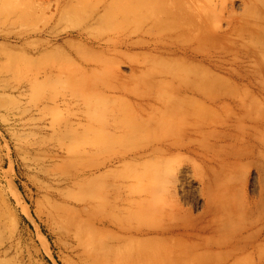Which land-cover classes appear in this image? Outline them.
<instances>
[{"label": "bare ground", "instance_id": "bare-ground-1", "mask_svg": "<svg viewBox=\"0 0 264 264\" xmlns=\"http://www.w3.org/2000/svg\"><path fill=\"white\" fill-rule=\"evenodd\" d=\"M127 1L101 0L77 37L93 36L92 47L103 52L130 51L137 42L112 27L130 14L122 9ZM150 1L159 5L144 21L145 34L155 39L147 45L171 57L162 79L131 86L113 62L100 60L99 73L79 88L106 80L136 103L132 114L114 115L104 125L117 133L120 168L116 206L105 224L117 228L111 252L120 264H264V108L235 99L222 104L226 97L215 93L221 92L215 73L241 76L253 64L264 75V0H246L243 23L242 16L224 17L225 0H215V10L205 9L209 14L202 0ZM223 20L246 40L218 43ZM91 29L101 32L95 36ZM201 99L222 106L209 108ZM253 172L255 190L249 189ZM49 216L80 236L69 210L51 208Z\"/></svg>", "mask_w": 264, "mask_h": 264}, {"label": "rangeland", "instance_id": "rangeland-1", "mask_svg": "<svg viewBox=\"0 0 264 264\" xmlns=\"http://www.w3.org/2000/svg\"><path fill=\"white\" fill-rule=\"evenodd\" d=\"M100 1L0 0V264H120L111 252L116 225L105 227L120 177L117 133L104 125L114 115L132 114L135 98L110 90L106 80L98 88H79L99 73L97 61L113 62L134 86L162 79L171 57L147 45L155 39L145 34L144 21L159 5L150 0L125 2L122 9H132L130 14L113 21L117 35L137 42L130 51L103 52L92 47L93 36L80 40L77 32ZM202 1L204 14L215 10V0ZM246 2L225 0L224 17L242 16L243 23ZM224 20L218 43L246 40ZM247 69L234 77L215 73L221 75V92H214L226 97L222 104L235 99L264 108V75L253 64ZM256 178L253 172L249 189H256ZM191 202L198 211L197 200ZM51 208L75 214L80 236L52 219Z\"/></svg>", "mask_w": 264, "mask_h": 264}]
</instances>
